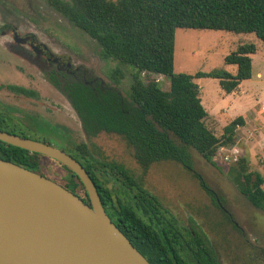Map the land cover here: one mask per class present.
Segmentation results:
<instances>
[{
    "label": "trees",
    "instance_id": "trees-1",
    "mask_svg": "<svg viewBox=\"0 0 264 264\" xmlns=\"http://www.w3.org/2000/svg\"><path fill=\"white\" fill-rule=\"evenodd\" d=\"M46 2L95 40L103 59L115 60L135 71L128 98L118 88L120 80L116 72L109 75L113 84L92 85L88 84L93 82L92 75L86 80H58L50 75L51 83L67 99L87 137L102 132L122 137L144 170L157 162L173 161L191 173H194L192 150L211 160L220 147L233 144L237 129L245 124L244 118L233 120L224 127L223 137H217L206 125L208 113L195 80L217 79L224 93H233L242 81L252 78L251 55L256 53V46L241 44L225 57L226 64L237 67L236 74L225 70L194 75L175 73V32L178 28H192L254 33L264 42V0ZM142 74L167 77L168 90H163L155 79L148 78L145 83ZM13 89L24 95L33 94L24 88ZM0 129L30 138L24 131L19 134L2 126ZM70 151L91 176L109 217L151 264H220L204 233L179 227L161 208L157 197L128 169L91 160L85 144ZM0 158L41 174V159L46 157L0 141ZM57 163L71 175L63 186L90 203L75 173ZM229 174L249 202L264 210V177L249 170L247 159H239L229 168ZM113 177L121 181L119 189L107 185L114 181ZM201 185L212 196L204 182Z\"/></svg>",
    "mask_w": 264,
    "mask_h": 264
},
{
    "label": "rangeland",
    "instance_id": "rangeland-1",
    "mask_svg": "<svg viewBox=\"0 0 264 264\" xmlns=\"http://www.w3.org/2000/svg\"><path fill=\"white\" fill-rule=\"evenodd\" d=\"M0 6L6 10L0 9V126L17 133L24 131L28 137L51 143L70 155H73L70 149L76 151L78 145L85 144L91 160L128 169L157 197L161 208L179 227L203 232L215 247L220 264H264V210L249 202L229 174L232 165L246 158L249 170L264 177L263 41L254 33L176 30L175 73L194 75L225 70L236 74L237 67L226 64L225 57L241 44L256 46V53L251 55L252 78L242 81L233 93H224L217 79L195 80L208 113L206 125L217 137L222 138L224 127L238 117H243L245 124L237 129L233 144L220 147L211 160L192 150L194 173L173 161L157 162L144 170L122 137L104 132L87 137L63 94L50 83L46 74L20 57L17 51L10 50L4 43L14 45L12 34L2 37L1 32H7L6 25H9L16 27L21 36L32 34L55 56L71 59L74 66L83 65L107 84H113L109 75L116 72L120 80L118 88L127 98L134 82V69L103 59L99 44L46 0H0ZM142 78L145 83L148 78L155 79L163 90L169 88L165 76L142 74ZM14 87L33 94L24 95ZM39 172L61 185L71 176L48 157L41 159ZM113 178L107 185L119 189L121 181Z\"/></svg>",
    "mask_w": 264,
    "mask_h": 264
},
{
    "label": "water",
    "instance_id": "water-1",
    "mask_svg": "<svg viewBox=\"0 0 264 264\" xmlns=\"http://www.w3.org/2000/svg\"><path fill=\"white\" fill-rule=\"evenodd\" d=\"M0 141L65 165L90 200L0 158V264H151L109 217L91 176L72 155L2 129Z\"/></svg>",
    "mask_w": 264,
    "mask_h": 264
},
{
    "label": "flooded vegetation",
    "instance_id": "flooded-vegetation-1",
    "mask_svg": "<svg viewBox=\"0 0 264 264\" xmlns=\"http://www.w3.org/2000/svg\"><path fill=\"white\" fill-rule=\"evenodd\" d=\"M0 9L3 12L6 11L4 10V7L0 6ZM4 24L6 25V23ZM6 29L7 32H1V36L5 37L8 34H12V41L14 45L8 44L7 42H5L4 44L9 47L10 50L13 49V51H17L20 57H23L37 69L41 70V73L46 74L49 81L50 75H53L58 80L64 78H73L77 80L81 78L83 80H86L90 75H92V73L83 65L74 66L71 62V59H65L58 55L55 56L46 45L37 41L34 35L26 34L21 36L19 35L16 27L11 28L9 27V25H6ZM26 46L29 47L31 51H27L28 49L26 48ZM24 48H26L27 50ZM92 79L93 82H88V84L92 85L96 84L97 82H99L100 84L106 83L101 78L94 77L93 75Z\"/></svg>",
    "mask_w": 264,
    "mask_h": 264
},
{
    "label": "crops",
    "instance_id": "crops-1",
    "mask_svg": "<svg viewBox=\"0 0 264 264\" xmlns=\"http://www.w3.org/2000/svg\"><path fill=\"white\" fill-rule=\"evenodd\" d=\"M197 80V79H196ZM241 85V84H240ZM239 88H240V86H239Z\"/></svg>",
    "mask_w": 264,
    "mask_h": 264
}]
</instances>
